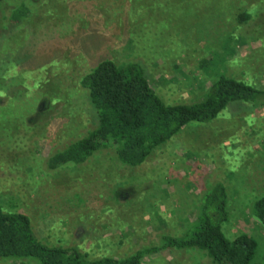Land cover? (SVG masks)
I'll use <instances>...</instances> for the list:
<instances>
[{"label":"rangeland","instance_id":"rangeland-1","mask_svg":"<svg viewBox=\"0 0 264 264\" xmlns=\"http://www.w3.org/2000/svg\"><path fill=\"white\" fill-rule=\"evenodd\" d=\"M21 3L29 16L11 25ZM242 12L250 16L239 22ZM216 52L217 67L206 72L199 63ZM104 58L139 62L165 103L198 101L221 74L216 68L264 89V0H0L2 205L27 214L46 243L89 258L125 257L181 235L201 195L221 182L225 229L255 238L251 264H264V226L252 214L264 196V106L231 103L211 122L183 127L137 167L112 149L46 167L48 155L93 127L79 80ZM143 264L213 263L198 250L164 249Z\"/></svg>","mask_w":264,"mask_h":264},{"label":"trees","instance_id":"trees-1","mask_svg":"<svg viewBox=\"0 0 264 264\" xmlns=\"http://www.w3.org/2000/svg\"><path fill=\"white\" fill-rule=\"evenodd\" d=\"M28 16L29 9L21 3L10 11L7 19L18 26ZM249 16L248 12H242L237 21L243 22ZM218 54L213 60H201L199 66L211 73L209 66L217 67ZM216 70L221 74L198 101L165 103L149 85L139 62L101 59L79 80L94 118L93 127L48 155L46 167L55 170L70 163L84 164L107 149L114 151L121 164L137 167L183 127L207 124L231 103L264 106V89ZM228 199L226 186L215 182L201 195L195 219L188 222L181 235L162 236L160 245L138 249L125 257L97 258H89L72 246L42 241L27 214L6 209L0 201V259H28L37 264H143L146 257L164 249H194L204 253L213 264H251L257 241L244 232L231 234L225 229L230 217ZM252 214L264 226V196L253 202Z\"/></svg>","mask_w":264,"mask_h":264}]
</instances>
